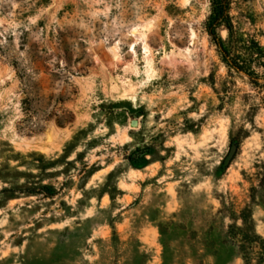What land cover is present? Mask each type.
<instances>
[{"label": "rangeland", "instance_id": "obj_1", "mask_svg": "<svg viewBox=\"0 0 264 264\" xmlns=\"http://www.w3.org/2000/svg\"><path fill=\"white\" fill-rule=\"evenodd\" d=\"M210 13L0 0V264H264V90ZM230 17L264 46V0Z\"/></svg>", "mask_w": 264, "mask_h": 264}, {"label": "trees", "instance_id": "obj_2", "mask_svg": "<svg viewBox=\"0 0 264 264\" xmlns=\"http://www.w3.org/2000/svg\"><path fill=\"white\" fill-rule=\"evenodd\" d=\"M209 1L211 13L206 22V30L216 45L222 61L229 70L247 74L256 87L264 90V46L255 39L243 40L236 36L230 17L233 0ZM219 28L228 30L229 36L226 40L220 36Z\"/></svg>", "mask_w": 264, "mask_h": 264}, {"label": "bare ground", "instance_id": "obj_3", "mask_svg": "<svg viewBox=\"0 0 264 264\" xmlns=\"http://www.w3.org/2000/svg\"><path fill=\"white\" fill-rule=\"evenodd\" d=\"M145 26V25H144ZM137 29V28H136ZM133 30V34H134V40L131 41L129 47L131 48V50L133 52H135V45L138 41H140V39H142V37H144V40H142V51L143 54L148 58V63L151 64V60L149 59V56L152 55V50L150 47V41L151 40H147V37L145 36L146 34H144L143 31L142 33L137 31V30ZM192 37L194 36V31H191ZM137 54V53H136ZM134 55V54H133ZM144 56V57H145ZM114 57H117V52L114 53ZM134 57V56H133ZM145 57V59L147 60V58ZM153 59V58H152ZM149 66V65H148Z\"/></svg>", "mask_w": 264, "mask_h": 264}]
</instances>
